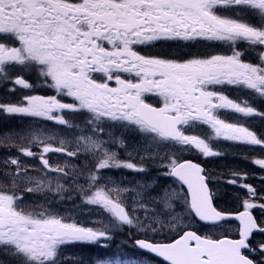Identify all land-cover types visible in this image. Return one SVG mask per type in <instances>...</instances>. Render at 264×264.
Masks as SVG:
<instances>
[{
    "label": "snow or ice",
    "instance_id": "snow-or-ice-1",
    "mask_svg": "<svg viewBox=\"0 0 264 264\" xmlns=\"http://www.w3.org/2000/svg\"><path fill=\"white\" fill-rule=\"evenodd\" d=\"M200 42L226 46L231 54L173 58L142 51ZM246 52L256 53L257 62H245ZM23 72L42 77L54 94L0 103V114L45 122L29 134L35 149L19 151L38 157L44 170L65 176L47 154L90 156L94 170L86 177L88 189L78 187L85 203L107 213V223L66 222L47 198L26 204L13 189L18 179L33 181L12 157L6 161L14 166L6 174L11 184L0 183V253L14 264H61V246L108 248L117 232L128 230L136 233V254L101 256L97 264H264V192L246 182L249 174L233 171L225 179L245 190L235 193L239 206L229 212L214 203L205 169L173 155L195 150L204 158L220 157L225 153L214 145L231 142L258 152L243 158L264 170V130L250 126L257 120L264 124V0H0V85L10 83L12 91L32 88L22 75L13 76ZM232 89L243 95L230 97ZM48 122L57 128L45 133ZM61 130L79 133L74 150L57 135ZM129 134L146 146L143 152L129 149ZM53 140L58 144L49 143ZM113 143L130 159L107 147ZM157 163L160 175L173 178L178 188L155 192L158 178L124 187L109 177L107 192L100 183V170L147 173ZM69 166L76 167H64ZM260 179L264 182V176ZM34 183L24 190L53 191L50 180ZM63 190L57 183L55 191ZM128 192L135 195L122 196ZM231 221L230 236L199 233L231 227ZM165 229L178 238L164 242Z\"/></svg>",
    "mask_w": 264,
    "mask_h": 264
},
{
    "label": "flooded vegetation",
    "instance_id": "flooded-vegetation-1",
    "mask_svg": "<svg viewBox=\"0 0 264 264\" xmlns=\"http://www.w3.org/2000/svg\"><path fill=\"white\" fill-rule=\"evenodd\" d=\"M243 49L245 46L241 44L239 46ZM143 53L151 56H168L173 58H188L189 56H208L212 54L230 55L228 47L226 46H206V42H200L194 46L189 47H155V48H144ZM245 62H257L256 53L246 52L242 57ZM22 75L28 80L33 87L30 89H20L16 86V90H10L13 85L6 83L0 85V103H19L23 100L24 95H40V96H51L54 94V90L48 88L43 83V78L39 77L33 72L13 73L15 75ZM227 94L232 98H237L243 94L236 91L235 89L227 90ZM63 101L67 102L69 98L60 97ZM153 99V97L151 98ZM258 107H261L259 104ZM228 118L234 119L231 114ZM37 123L43 124V121L35 119ZM79 123H82L80 118H77ZM28 117L20 116H8L6 114H0V183L11 184V177L7 176V173L13 171L14 166L10 167L6 164V161L12 157H17L21 165L27 169V176L32 178L33 182L26 179H18L16 181L17 188L13 189L18 194L23 195L26 204H34L36 201L43 203V193L40 192H27L25 191L26 186L35 187L34 181L36 179L41 180L43 178L42 164L40 160L34 157H25L19 149L21 147H32L35 149V144L28 142L29 134L36 131L37 126L28 127ZM251 127L257 130H264V124L260 121H254ZM54 128H45V133L53 132ZM207 129H202L199 134L203 135ZM87 134V133H85ZM58 135V133H57ZM78 132L71 134H64L63 139L68 141L69 144L66 147L75 149L77 147V136ZM107 135H105L106 137ZM10 138V139H8ZM50 143V141H49ZM58 144V142H55ZM53 144V143H52ZM55 145V144H54ZM219 150L225 153L220 157L204 158L196 152V161L204 167L205 173L210 177L209 186L215 192V204L218 208L226 211H235L239 204L235 197L236 192L243 193L244 189H239L233 185H229L225 182L226 178H230L233 171L246 172L249 174L247 183L254 186L258 192H264V182L261 181L260 176H264V170L259 169L246 160L243 156L252 157L253 155H259L258 152L253 153L245 146L232 144L231 142L220 141L214 145ZM243 154V155H242ZM255 173V175H252ZM257 215L259 213L257 212ZM235 227V222H232L231 227L227 226L228 234L232 235ZM85 247H90L89 244H83ZM0 260L4 261V264H14L13 259L9 255L0 253ZM83 264H88L84 262Z\"/></svg>",
    "mask_w": 264,
    "mask_h": 264
},
{
    "label": "rangeland",
    "instance_id": "rangeland-1",
    "mask_svg": "<svg viewBox=\"0 0 264 264\" xmlns=\"http://www.w3.org/2000/svg\"><path fill=\"white\" fill-rule=\"evenodd\" d=\"M137 147H139L140 151L143 152L146 146L142 142L138 141V144L134 145L133 148H137ZM133 148H131V149H133ZM184 153H185L184 151L183 152H175V153H173V155L175 156L176 160H180ZM119 155L128 157V159H130V157L127 155V153L124 151V149L121 150V154L118 153V156ZM133 156L135 157V153L133 154ZM136 159H138V157ZM113 171H115V169L100 170V172L103 173V176H102V178L100 180V183L106 185V187H105V191L106 192L112 187V185L109 184V182H108L109 177H113L119 184H121V186H124V187H133L135 185L136 182L132 181L130 178H134L136 181L138 180L137 177H132L131 176V177L126 178V180H125L126 184H122V182L124 181V177H127V176H125L123 172H120V173H118L119 176L116 178V176H115ZM127 171L130 172V173L133 172L131 170H127ZM133 173H136V172H133ZM120 175H122V176H120ZM127 195L130 198V197L134 196L135 193L128 192ZM147 203H151V198H147ZM98 208H99V206H98ZM99 212H100V217L99 216H97V217L94 216L91 219H89V227H97V226H99V224H100V222L102 220H104L105 224L107 223V221L105 220V217H106L107 213L103 212V210L100 209V208H99ZM166 231L169 232L168 229L164 230V232H166ZM125 233H126V235H128L127 234L128 230H126ZM134 235L136 236L135 232H134Z\"/></svg>",
    "mask_w": 264,
    "mask_h": 264
},
{
    "label": "trees",
    "instance_id": "trees-1",
    "mask_svg": "<svg viewBox=\"0 0 264 264\" xmlns=\"http://www.w3.org/2000/svg\"><path fill=\"white\" fill-rule=\"evenodd\" d=\"M162 168L160 167V165L157 163L156 165H153L151 166L150 168V173H152L154 175V178H158V183H161L164 185V182H165V185L166 186H173L174 183L172 181H170V179L168 177H164L163 175H160V173L162 172L161 170ZM81 186V185H80ZM87 189H88V186H87ZM65 190L69 191L71 190L69 187H66ZM156 190V189H155ZM173 236V235H172ZM169 237H171V235L165 233L163 239L164 240H167V238L169 239ZM158 262V261H157Z\"/></svg>",
    "mask_w": 264,
    "mask_h": 264
},
{
    "label": "water",
    "instance_id": "water-1",
    "mask_svg": "<svg viewBox=\"0 0 264 264\" xmlns=\"http://www.w3.org/2000/svg\"><path fill=\"white\" fill-rule=\"evenodd\" d=\"M157 259H159V258H157Z\"/></svg>",
    "mask_w": 264,
    "mask_h": 264
}]
</instances>
